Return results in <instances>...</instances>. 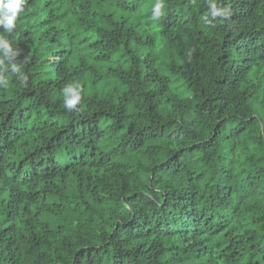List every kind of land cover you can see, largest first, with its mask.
Instances as JSON below:
<instances>
[{
    "label": "trees",
    "instance_id": "1",
    "mask_svg": "<svg viewBox=\"0 0 264 264\" xmlns=\"http://www.w3.org/2000/svg\"><path fill=\"white\" fill-rule=\"evenodd\" d=\"M156 2L0 27V264H264V0Z\"/></svg>",
    "mask_w": 264,
    "mask_h": 264
},
{
    "label": "clouds",
    "instance_id": "2",
    "mask_svg": "<svg viewBox=\"0 0 264 264\" xmlns=\"http://www.w3.org/2000/svg\"><path fill=\"white\" fill-rule=\"evenodd\" d=\"M24 3L25 0H0V27H2L4 31L11 32L14 29L16 20L23 11ZM163 7V0H157L152 9L153 20L158 19L162 15ZM208 8L212 18H225L229 14L227 9L218 7L215 0H209ZM0 53H2V56L10 63L16 56V52L13 51L6 40H0ZM11 68L14 73L20 71V68L14 63L11 64ZM7 85L8 80L0 76V86L6 87ZM63 95L64 107L68 110H73L80 101L79 85H67L63 90Z\"/></svg>",
    "mask_w": 264,
    "mask_h": 264
}]
</instances>
